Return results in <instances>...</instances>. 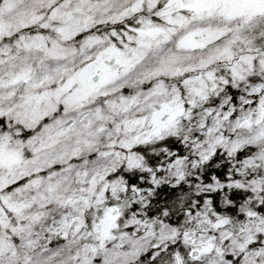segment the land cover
Segmentation results:
<instances>
[{
	"label": "rangeland",
	"instance_id": "obj_1",
	"mask_svg": "<svg viewBox=\"0 0 264 264\" xmlns=\"http://www.w3.org/2000/svg\"><path fill=\"white\" fill-rule=\"evenodd\" d=\"M132 17L119 48L105 29ZM169 134L195 151L149 179L184 182L172 203L199 254L180 264H264V0H0V264H114L171 241L168 208L146 219L126 205L139 192L99 185ZM220 147L242 152L226 181L194 175ZM98 188L112 204L86 225ZM231 188L246 195L229 225L206 196L227 206ZM56 228L71 234L37 236Z\"/></svg>",
	"mask_w": 264,
	"mask_h": 264
},
{
	"label": "trees",
	"instance_id": "obj_2",
	"mask_svg": "<svg viewBox=\"0 0 264 264\" xmlns=\"http://www.w3.org/2000/svg\"><path fill=\"white\" fill-rule=\"evenodd\" d=\"M127 25V31L132 32L133 27L135 28L137 25L135 17L128 19L125 23L118 22L105 29L107 37H110L112 42L119 48H125L128 42L126 36ZM90 34L92 33L90 32ZM183 138V135L169 134L147 139L134 145L132 152L140 158L141 166H131L129 163L123 162L115 170L110 171L106 179H103L99 184L104 185L108 182L112 184L115 181H122L127 185L128 190L134 189L139 192L142 195V201L140 203L131 202L132 197H130L126 205L129 210L139 205L140 207L137 211L145 213L146 219L157 217L168 208L167 220L174 229V237L171 241L159 246H148L136 258L127 262H116L114 264H180V261L184 258L192 259L191 251L195 247L198 237L189 228L188 223L191 218L190 207L180 208V206L172 203L178 194V189L183 187L184 182L175 187L164 183L158 187H153L149 182L150 174L154 172L160 173L163 167L170 161L183 157L194 158L195 151L185 147ZM229 157L224 149L219 148L203 163L195 164L193 168L194 175L203 179L210 180L214 178L225 182L227 175L230 173L232 161L234 159H241L242 152L238 151L235 156ZM99 188L94 193L95 195L93 194L90 208L86 211V225H90L92 221H97L102 217L103 207L109 206L111 203L110 199H108L102 206L96 205L97 201L94 199ZM224 194L227 197V206H222L220 203L219 193L206 196L209 200L206 203H209V210L215 211L218 214V219L224 220L230 225L235 221L241 220V214L239 213L240 204L245 198L246 193L239 189L231 188L229 190L224 189ZM87 195L89 196L90 194L84 193L83 197ZM206 197L204 195L199 196L200 200L197 207L205 203L204 199ZM167 203L170 206H165ZM240 260L241 258L239 257L235 261V264H239Z\"/></svg>",
	"mask_w": 264,
	"mask_h": 264
},
{
	"label": "water",
	"instance_id": "obj_3",
	"mask_svg": "<svg viewBox=\"0 0 264 264\" xmlns=\"http://www.w3.org/2000/svg\"><path fill=\"white\" fill-rule=\"evenodd\" d=\"M111 65H113V61L110 63ZM196 255V254H195Z\"/></svg>",
	"mask_w": 264,
	"mask_h": 264
}]
</instances>
